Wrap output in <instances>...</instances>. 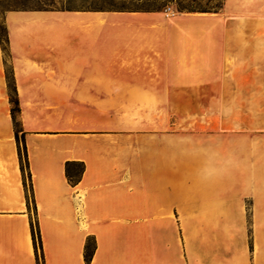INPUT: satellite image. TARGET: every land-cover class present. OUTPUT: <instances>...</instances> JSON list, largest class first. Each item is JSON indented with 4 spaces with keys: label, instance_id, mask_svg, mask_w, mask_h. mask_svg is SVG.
<instances>
[{
    "label": "crops",
    "instance_id": "crops-1",
    "mask_svg": "<svg viewBox=\"0 0 264 264\" xmlns=\"http://www.w3.org/2000/svg\"><path fill=\"white\" fill-rule=\"evenodd\" d=\"M260 1L225 0L222 25L160 12L6 13L0 264H40L32 221L44 264H88L90 237L89 264H264V37L240 36L243 22L222 36L228 16L258 14ZM178 111H205L206 128ZM68 163L81 170L74 183Z\"/></svg>",
    "mask_w": 264,
    "mask_h": 264
},
{
    "label": "rangeland",
    "instance_id": "rangeland-1",
    "mask_svg": "<svg viewBox=\"0 0 264 264\" xmlns=\"http://www.w3.org/2000/svg\"><path fill=\"white\" fill-rule=\"evenodd\" d=\"M121 1V0H117ZM233 1V0H232ZM122 2V1H121ZM126 5L133 9H157L156 11H113L111 8H104L103 0H0V17L4 20V16L9 11L15 10H71V11H102V12H160L167 17L166 21H172L179 15L193 14L196 16H209L212 21L219 22L221 25L224 22V15L221 12L225 11V0H126L123 1ZM120 5V4H119ZM223 6V7H222ZM253 10V9H252ZM252 10L241 8L238 13L228 16L225 22L231 23V31H222V36H227L228 32H234L233 27L238 23H247L242 26V29H235L236 32L242 33L240 36L248 37H264V0L258 2V14ZM252 12V13H251ZM202 13H207L203 15ZM118 18H111L114 21H121ZM194 21H205V19ZM159 21V18L156 19ZM252 23V24H249ZM249 24V26H248ZM224 34V35H223ZM9 59V58H8ZM254 99H248L251 101ZM173 114L174 111H170ZM182 113L184 119H195L199 127L206 128V125H201L203 117H200L205 111H178ZM195 112H197L196 115ZM219 112V111H217ZM246 117H252L256 112L254 110L244 111ZM169 113V112H168ZM193 113V114H192ZM217 119V118H216ZM196 123V122H195ZM218 125V124H217ZM217 127V126H216ZM219 127V126H218Z\"/></svg>",
    "mask_w": 264,
    "mask_h": 264
},
{
    "label": "trees",
    "instance_id": "trees-1",
    "mask_svg": "<svg viewBox=\"0 0 264 264\" xmlns=\"http://www.w3.org/2000/svg\"><path fill=\"white\" fill-rule=\"evenodd\" d=\"M38 1H41V0H38ZM44 1H48V0H44ZM121 1L103 0L104 2L103 4H107L103 6L104 8H107V7L111 8V10L113 11H156L157 10V9H133V8L128 7L126 3L123 2L126 0H121ZM0 39L3 44L4 51L8 55L9 54L8 29H7L5 20H1V17H0ZM8 78H9L10 87H11L10 98H11V103H12V114H13L14 121L16 124V134H17V137L19 138L20 131H21L20 130L21 107H20V100L18 97L17 88H16V85L14 84L13 72L10 67H8ZM20 156L22 160V168H23L24 173L28 170V176L27 178H25V184H26V188L28 191V198L32 200L33 202H35L34 194H33L32 176H31V172L29 171L28 153H27V149L24 143L23 145L20 144ZM66 171H67L68 178L72 183H74L79 177V175L81 174V170H78V169L73 170L69 163L67 164ZM32 233H33V239H34L35 248H36L39 262L40 264H44V253H43V246H42L41 231H40V227L37 221H32ZM96 246H97L96 238L95 237L88 238L86 247H85V258L88 264L93 259Z\"/></svg>",
    "mask_w": 264,
    "mask_h": 264
},
{
    "label": "bare ground",
    "instance_id": "bare-ground-1",
    "mask_svg": "<svg viewBox=\"0 0 264 264\" xmlns=\"http://www.w3.org/2000/svg\"><path fill=\"white\" fill-rule=\"evenodd\" d=\"M203 15H207V13H202ZM180 16H182V15H179L177 18H179ZM121 21H124L125 20V18H119ZM143 20H146L145 18L143 19Z\"/></svg>",
    "mask_w": 264,
    "mask_h": 264
}]
</instances>
